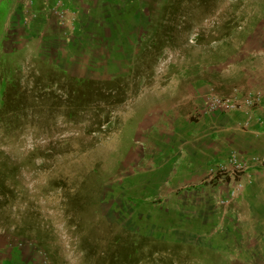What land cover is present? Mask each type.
<instances>
[{"label":"rangeland","instance_id":"374dc122","mask_svg":"<svg viewBox=\"0 0 264 264\" xmlns=\"http://www.w3.org/2000/svg\"><path fill=\"white\" fill-rule=\"evenodd\" d=\"M32 2L40 11L42 5L45 11L65 5ZM111 2L116 9L99 6L96 16L107 9L112 18L126 8L127 27L137 38L131 63L116 74H101L93 65L87 73L78 64L64 69L50 63L42 37L24 33L23 0H0V71L16 70L27 101L10 133L0 127V241L12 251L30 250L35 264H264V241L237 233L241 215L232 206L240 192L220 203L231 183H204L206 168L199 185L214 190L218 216L238 224L230 233L215 228L213 240L187 233L174 241L156 238L151 223L157 214L150 219L141 213L140 201L159 204L163 192L129 196L137 179L149 181L139 170L149 164V146L160 137L161 125L205 114L210 94L236 91L241 98L257 91L262 101L264 0ZM70 9L79 19L77 8ZM38 19L52 23L65 39L51 11L31 21ZM77 23L70 41L83 34L82 21ZM76 45L80 54L81 43ZM49 73L55 81L50 91L58 98L48 101V81L35 83V77ZM75 77L92 82L87 99L69 117L64 89ZM131 172L136 176L127 185ZM190 189L192 179L175 193Z\"/></svg>","mask_w":264,"mask_h":264},{"label":"crops","instance_id":"0c3cea01","mask_svg":"<svg viewBox=\"0 0 264 264\" xmlns=\"http://www.w3.org/2000/svg\"><path fill=\"white\" fill-rule=\"evenodd\" d=\"M34 1L38 4L62 1L70 8H77L78 15L80 14L77 21H82L83 34L80 39L76 36L71 41L62 39L59 30L52 23H45L43 19L31 21L27 26H23L25 35L33 33L31 37L34 40L38 39L39 35L42 37L40 47L45 48L50 63L64 69L78 64L87 73L91 72L88 66L93 65L96 69L99 68L97 72H103L101 74H116L117 71L123 73L126 68H120L131 63L134 41L137 38L133 37L134 31L127 27L126 8L116 11L111 18L107 9L104 12L102 8L103 14L99 16H96V12L99 6L114 5L116 9V4L111 2L113 0H107L104 4L101 0ZM42 33L46 35L42 36ZM118 33L122 34L121 40ZM77 42L82 46L83 51H79L80 54L76 51L79 48ZM244 116L241 111L210 114L200 112L198 116L192 115V118L180 117L174 121L176 124L167 122L161 125L160 137L149 146V164L139 170L147 174L146 179L150 180L144 185L137 179L133 183L132 194H129L131 197L143 199L158 191L163 192V200L159 204L151 205L140 201L144 205L140 207L141 213L145 212L149 218L157 214L154 223H151L156 238L174 241L183 239L187 236L184 233H187L192 237L199 234L210 239L215 235L217 227L226 229L227 233L234 231L232 228L238 224L234 225L228 218L218 216L216 212L213 202L214 190L199 183L206 166L223 159L229 153L234 152L242 157L264 155V97L254 116L250 117L247 128L241 125ZM256 116L260 117L261 124L256 123ZM134 172L126 176L131 175L132 178L131 183L127 182V185L132 184L136 176ZM249 172L250 180L247 175L242 176L243 187L238 201L232 206L241 215L242 224L239 225L242 230H236L238 234H245L248 239L264 241V171L253 167ZM190 179L192 189L175 193L182 182ZM168 180L171 181L170 185H166ZM176 227L178 231H171ZM261 255L264 257L263 253ZM34 259L30 250L14 247L12 251L0 241V264H35Z\"/></svg>","mask_w":264,"mask_h":264},{"label":"built area","instance_id":"2783aa9c","mask_svg":"<svg viewBox=\"0 0 264 264\" xmlns=\"http://www.w3.org/2000/svg\"><path fill=\"white\" fill-rule=\"evenodd\" d=\"M32 3V0H23V23L27 24L31 20L36 19L37 13L51 11V13L57 18V25L62 30L61 34L63 38L68 40L78 31L77 19H75V15H73L74 13L68 6H61V3L58 2L57 5L47 11L43 9L42 5L40 11V9L34 8ZM260 103L261 94L257 91L247 93L241 98H239L236 91L225 96L210 94L204 101L203 112L205 114H210L213 112L229 113L233 111H241L245 115L241 125L242 127L247 128L250 117L254 116ZM256 123H262L259 116H256ZM253 167L260 168L264 171V155L242 157L232 152L223 159L206 166L203 182L208 185L216 183H231L227 189L225 197L220 198V203H226L236 197L242 189V176L247 175L248 180H250L249 171Z\"/></svg>","mask_w":264,"mask_h":264},{"label":"trees","instance_id":"16d2710c","mask_svg":"<svg viewBox=\"0 0 264 264\" xmlns=\"http://www.w3.org/2000/svg\"><path fill=\"white\" fill-rule=\"evenodd\" d=\"M166 8L173 7L169 6ZM155 34L156 32L153 34V37ZM0 58V61H4V58L1 55ZM15 72L16 70L14 68H9L7 66L2 67L0 71V127L6 133H10L18 122L21 121V118L25 115L24 108L27 104L26 99L23 101L21 97L22 93H24L25 87L20 85V80L16 78ZM50 75L51 74L49 73L48 76L45 77H35V83L48 81V83H46L48 85H46V88L44 87L43 90L44 97H46L48 101L58 98L57 95L50 91L52 87L51 84L53 82L55 83L54 78ZM90 82L92 81L82 77H75L69 79L67 89L62 88L65 90L67 96L65 107L69 117L73 116L76 111L75 109L87 99L91 88ZM128 253L130 254V252ZM128 258L129 256H126V259Z\"/></svg>","mask_w":264,"mask_h":264},{"label":"bare ground","instance_id":"6f19581e","mask_svg":"<svg viewBox=\"0 0 264 264\" xmlns=\"http://www.w3.org/2000/svg\"><path fill=\"white\" fill-rule=\"evenodd\" d=\"M149 177V176H148ZM150 180V179H149ZM152 180V179H151Z\"/></svg>","mask_w":264,"mask_h":264}]
</instances>
